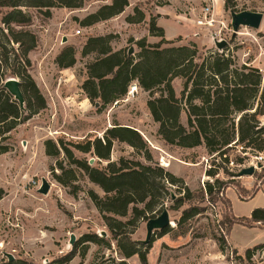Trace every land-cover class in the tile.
Instances as JSON below:
<instances>
[{"label": "rangeland", "instance_id": "374dc122", "mask_svg": "<svg viewBox=\"0 0 264 264\" xmlns=\"http://www.w3.org/2000/svg\"><path fill=\"white\" fill-rule=\"evenodd\" d=\"M234 2L236 12L247 10L264 14V0ZM107 3L110 0H84L83 7L79 9L55 7L50 17L36 10L32 12L34 21L30 29L37 34L38 45L30 53V73L45 98L46 107L7 134L5 142L9 150L0 155V188L4 191L0 199V263L9 261V255L15 261L25 259L36 264L46 263L69 252L82 235L96 233L104 242L88 243L85 256L77 254L69 264H142L138 255L123 257L103 214L87 193L89 188L102 196L104 192L77 169L76 180L72 183L79 185L80 190L73 194L72 186H64L55 178V174H61L58 161H63L67 169L71 168L66 155L63 152L60 156L46 153L45 142L49 139L84 143L102 137L108 127L120 124L137 129L148 143L152 155L150 162L184 179L195 195L190 203L205 208L185 224L188 231L181 234L182 229L176 227V219L188 205L179 211L172 210L173 202L168 196L164 208L169 210L175 230L161 237L155 234L158 230L155 231L150 238L154 241L148 253L149 264H249L245 249L264 243V227L240 224L233 227L228 245L222 251L217 239L224 235V231L219 223L224 213L230 217H248L255 208H264V183L250 197L264 178H259L264 167L256 170L253 176H230L223 169L216 177L209 176L207 172L214 165L227 167L226 164L220 158L215 160L204 145L182 148L166 144L158 135L159 123L154 121L147 106L149 93L139 86L134 95L128 91L123 99L106 110L98 111L81 88L87 64L96 56H84L82 51L89 37L101 35L111 38L115 51L122 49L137 55L140 52L137 40L145 37L150 43L161 41V37L153 36L149 31L151 22L155 21L164 28L165 37L173 41L171 45L195 44L203 55H208L223 51L224 48L217 47V42L225 40L229 44L230 51L227 52L233 55L238 65L248 64L261 69L264 67V18L259 29L240 27L235 34L231 16L233 9L225 8V0H129V5L120 15L91 26L82 25L85 17ZM206 6L211 7L210 15L215 19L211 26L197 23L203 19ZM129 16H133L135 22L128 21ZM68 46L75 49L76 63L73 67L61 68L56 60ZM172 84L176 96L183 100V78L175 77ZM257 104H261L260 96L254 101L251 112L255 111ZM258 119L264 125V115ZM235 120L238 123L239 114L235 115ZM181 121L187 125L185 111L181 113ZM235 142L226 152L230 159L244 163L256 155L264 156V150L247 148L244 143ZM72 144L68 146L77 157L90 158L89 154L85 156L76 151ZM121 156L149 162L131 146L115 143L112 159L117 161ZM44 179L51 185L47 194L39 191ZM216 179L229 186L212 200L213 205L207 195L202 197V192L206 182L214 183ZM172 191L177 196L183 194L176 187ZM240 192L245 199L240 197ZM230 202L234 214L230 211ZM131 216L130 211L123 220L127 221ZM127 231L131 232L129 235L138 247L146 244V220H140L136 226L129 225ZM252 263L264 264V249L256 253Z\"/></svg>", "mask_w": 264, "mask_h": 264}, {"label": "trees", "instance_id": "16d2710c", "mask_svg": "<svg viewBox=\"0 0 264 264\" xmlns=\"http://www.w3.org/2000/svg\"><path fill=\"white\" fill-rule=\"evenodd\" d=\"M83 5L84 0H0V155L9 150V145L5 142L7 134L46 107L45 98L30 73V53L38 45V36L30 29L34 21L32 12L36 10L50 17L52 8L79 9ZM128 5L129 0H110V3L85 17L82 25L91 26L114 18L123 13ZM235 6L234 0H225L227 10L233 9L236 12ZM128 21L135 22L134 17L129 16ZM149 31L151 35L161 37V41L150 43L145 37L137 40L140 50L137 55L122 49L115 51L109 36H92L87 39L82 54L96 56L87 64V73L81 83L87 98L98 111H103L123 99L131 84L137 83L149 93L147 106L154 121L159 123L158 135L166 144L182 148L204 145L215 160L220 158L227 166L214 165L207 172L209 176L216 177L221 169L230 176H237V169L231 171L229 163L232 160L235 164H241L242 160L230 159L226 153L234 141L235 144L244 143L247 148L264 150V125L258 119V116L264 115V70L248 64L238 65L233 55L227 52L230 51L229 44L223 51L203 55L195 44L171 45L173 41L166 39L164 28L155 21L151 22ZM56 61L61 68L73 67L76 63L74 47H66ZM178 76L183 78L182 98L185 106L183 100L176 96L172 84L173 79ZM10 77L20 80L25 98L24 108L5 87V82ZM258 96L261 104H257L255 111L251 112ZM182 111L187 113V125L181 121ZM236 114H239L238 123L235 120ZM115 143L131 146L149 162L125 156L117 161L113 160ZM70 144L72 143L62 139L58 142L52 139L45 142L48 155L60 156L63 152L71 167L67 169L63 161H58L61 174H55V178L64 186H72V193L77 194L80 187L72 182H75L76 170L79 169L89 182L104 192L102 196L92 188L87 191L103 214L112 238L117 241L124 258L138 255L142 264H149L148 253L154 239L142 244V248L138 247L131 239V232L127 231V227L136 226L140 220L148 221L156 217L157 212L163 211L168 196L173 202L170 206L172 210L179 211L184 205H188L183 209L181 217L176 219V227L182 229L181 234L188 231L185 224L205 210L190 203L195 195L184 179L150 162L152 155L148 143L131 126L112 125L102 137L72 144L76 151L85 156L89 154L90 158L77 157L68 146ZM92 158L95 161L91 164ZM261 177H264V173L259 178ZM263 182L264 178L250 197L257 193ZM227 186L228 183L219 179L214 183L206 182L202 197L207 195L209 203L213 204L212 200L220 196ZM173 187L183 194L174 195ZM3 193L0 188V199ZM239 195L245 199L242 192ZM229 206L232 211L231 202ZM130 211L132 216L127 221L123 220ZM219 224L224 235L217 240L220 249L224 251L235 224L264 227V208H255L248 217H230L224 213ZM174 230L175 227L168 225L155 234L161 237ZM90 242L98 244L104 242V239L96 233H86L73 243L69 252L42 264H69L77 254L85 256ZM262 249L264 243L245 249V258L249 264H253V257ZM0 264L36 263L19 259Z\"/></svg>", "mask_w": 264, "mask_h": 264}, {"label": "water", "instance_id": "95a60500", "mask_svg": "<svg viewBox=\"0 0 264 264\" xmlns=\"http://www.w3.org/2000/svg\"><path fill=\"white\" fill-rule=\"evenodd\" d=\"M232 16V25L235 34L239 31L240 27H249L253 29H259L261 27L264 14L262 12H254V11H240V12H235L232 11L231 13ZM228 43L225 40L217 42V47L219 49L225 48V46ZM132 50V49H131ZM5 87L9 90V92L15 97L16 100L19 101L21 107L24 108L25 106V98L23 91L20 86V80L15 77H10L6 80L5 82ZM95 159L92 158L90 160V163H94ZM258 168H263V165L259 163L257 165ZM256 172V168L252 165L249 167H244L240 169L237 173L238 177H243V176H253ZM51 188L50 183L44 179L43 180V185L40 187L39 191L43 194L49 193ZM169 210L167 208H164L163 211L157 215L156 217H152L147 221V237L146 240L144 241L146 244L149 243L150 238L152 235L155 233L156 230H161L168 225L173 226ZM14 257L12 255H9V261H12Z\"/></svg>", "mask_w": 264, "mask_h": 264}, {"label": "built area", "instance_id": "2783aa9c", "mask_svg": "<svg viewBox=\"0 0 264 264\" xmlns=\"http://www.w3.org/2000/svg\"><path fill=\"white\" fill-rule=\"evenodd\" d=\"M204 17L203 19H199L197 20V23L203 26H211L213 24V22L215 21L214 17L210 15L211 13V7L210 6H206L204 9ZM210 15V16H209ZM80 32V31H78ZM138 85L137 83H135L133 86H131V89L129 90V94L134 95V92L137 90ZM261 163L264 167V156L262 154H260L259 156L256 155L254 156V158L252 160H250L249 162H244L241 164H235L232 160L229 163V167L230 169L234 170L233 168H236L237 170H240L244 167H249V166H254L256 168V170H260V168L257 167V165ZM222 194V193H221Z\"/></svg>", "mask_w": 264, "mask_h": 264}, {"label": "crops", "instance_id": "0c3cea01", "mask_svg": "<svg viewBox=\"0 0 264 264\" xmlns=\"http://www.w3.org/2000/svg\"><path fill=\"white\" fill-rule=\"evenodd\" d=\"M167 39V38H166ZM168 40H171V39H168ZM262 70H264V67L263 68H261ZM264 183V182H263ZM263 183H262V186H263ZM252 210V209H251ZM232 213H233V211H232ZM234 214V213H233ZM237 225H239V224H235L233 227H236ZM250 247V246H249ZM244 248H246V246H244ZM248 248V247H247ZM246 248V249H247Z\"/></svg>", "mask_w": 264, "mask_h": 264}]
</instances>
